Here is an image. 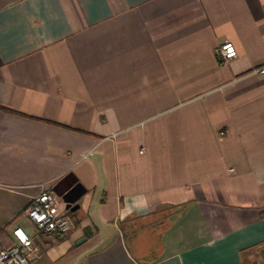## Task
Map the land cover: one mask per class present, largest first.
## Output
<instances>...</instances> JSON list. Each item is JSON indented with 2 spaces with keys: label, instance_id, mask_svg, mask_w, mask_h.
<instances>
[{
  "label": "crops",
  "instance_id": "obj_1",
  "mask_svg": "<svg viewBox=\"0 0 264 264\" xmlns=\"http://www.w3.org/2000/svg\"><path fill=\"white\" fill-rule=\"evenodd\" d=\"M263 67L264 0H0V248L72 174L32 264L264 263Z\"/></svg>",
  "mask_w": 264,
  "mask_h": 264
},
{
  "label": "built area",
  "instance_id": "obj_2",
  "mask_svg": "<svg viewBox=\"0 0 264 264\" xmlns=\"http://www.w3.org/2000/svg\"><path fill=\"white\" fill-rule=\"evenodd\" d=\"M222 63L227 64L238 57L233 43H225L218 49ZM258 72L264 74V67ZM54 184L43 185L26 210V215L40 234L67 236L75 226L73 217L62 210V200L54 192ZM16 245L0 248V264H32L41 254V248L22 228L14 230Z\"/></svg>",
  "mask_w": 264,
  "mask_h": 264
},
{
  "label": "water",
  "instance_id": "obj_3",
  "mask_svg": "<svg viewBox=\"0 0 264 264\" xmlns=\"http://www.w3.org/2000/svg\"><path fill=\"white\" fill-rule=\"evenodd\" d=\"M54 192L61 198L67 211L72 213L81 208L79 202L87 193L83 185L72 174L59 181L54 187Z\"/></svg>",
  "mask_w": 264,
  "mask_h": 264
},
{
  "label": "rangeland",
  "instance_id": "obj_4",
  "mask_svg": "<svg viewBox=\"0 0 264 264\" xmlns=\"http://www.w3.org/2000/svg\"><path fill=\"white\" fill-rule=\"evenodd\" d=\"M73 215V214H72ZM173 224H174V219H168L167 220V224L166 225H162V227H161V232H164V231H167L169 228H171L172 226H173ZM28 233H30V234H33V233H35L36 232V228L34 227V226H32L31 224L29 225V227H28ZM153 234L154 233H151V234H149V237H145V240H146V244L144 245V246H142V241L139 239V240H134L133 242H132V250H133V252H134V254L135 255H137V256H143L142 255V252H141V249H143V250H145V251H147V252H149L150 250H151V248L153 247V249L155 250V251H161V249L162 248H158L156 245H158V241H159V235H156V236H153ZM161 235V234H160ZM154 244V245H153ZM154 246L156 247V248H154ZM140 250H139V249ZM158 251V252H159Z\"/></svg>",
  "mask_w": 264,
  "mask_h": 264
},
{
  "label": "trees",
  "instance_id": "obj_5",
  "mask_svg": "<svg viewBox=\"0 0 264 264\" xmlns=\"http://www.w3.org/2000/svg\"><path fill=\"white\" fill-rule=\"evenodd\" d=\"M255 264H257V263H255ZM262 264H264V263H262Z\"/></svg>",
  "mask_w": 264,
  "mask_h": 264
}]
</instances>
